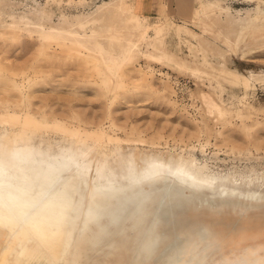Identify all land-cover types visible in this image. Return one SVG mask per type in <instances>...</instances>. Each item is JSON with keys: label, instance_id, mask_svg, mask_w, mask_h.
<instances>
[{"label": "rangeland", "instance_id": "374dc122", "mask_svg": "<svg viewBox=\"0 0 264 264\" xmlns=\"http://www.w3.org/2000/svg\"><path fill=\"white\" fill-rule=\"evenodd\" d=\"M0 16V161L32 156L0 264L48 248L51 264H264V183L226 180L264 174V0H0ZM65 183L61 233L40 241L17 213Z\"/></svg>", "mask_w": 264, "mask_h": 264}, {"label": "bare ground", "instance_id": "6f19581e", "mask_svg": "<svg viewBox=\"0 0 264 264\" xmlns=\"http://www.w3.org/2000/svg\"><path fill=\"white\" fill-rule=\"evenodd\" d=\"M1 18V16H0ZM98 164V163H97ZM93 165V163H88L84 166V168L86 169L91 167ZM133 166V164H132ZM177 166L180 167L181 170H184L187 168L186 165L182 164V163H177ZM119 167V165H118ZM130 167V164L129 166ZM126 168V167H125ZM124 168V170H125ZM133 169V168H132ZM119 170V169H117ZM121 170V169H120ZM128 170V169H126ZM107 171V170H106ZM122 171V170H121ZM134 171V170H133ZM124 172V171H123ZM130 172L131 169H130ZM137 172V171H136ZM125 173V172H124ZM141 173V172H140ZM138 173V174H140ZM200 173L203 174V176L198 179L200 180V182H205L204 184H208L209 182H212L215 177L212 175V174H207V173H203L202 171H200ZM84 174V173H83ZM105 174L102 170L96 168L95 169V176L97 179H101L104 177L105 179ZM130 174V173H129ZM133 174V172H132ZM86 175V174H85ZM107 175V174H106ZM128 175L127 172L125 173V176ZM135 175V172L134 174L132 175V177ZM114 176V174H113ZM138 176V175H137ZM191 178H194L193 175H189ZM253 175H243V177L241 178L240 176L239 177H233L231 175H228L226 176V180H229L231 182H234V183H243L244 185H250L252 183L254 184H263L264 183V174H261L259 176H256L254 179L252 178ZM130 177V176H129ZM136 177V176H135ZM109 179V178H108ZM112 179V178H111ZM135 179V178H134ZM113 180V179H112ZM125 180V179H124ZM192 180V179H191ZM193 181V180H192ZM190 181V182H192ZM109 182V181H108ZM114 183V182H113ZM221 184V183H219ZM59 185V184H58ZM98 185V184H97ZM223 186L226 185V184H222ZM228 185V184H227ZM224 186V187H227ZM56 186V185H55ZM60 186V185H59ZM58 186V187H59ZM90 186V185H89ZM124 186V185H123ZM232 186V185H230ZM57 187V186H56ZM69 187L68 183H65L61 188L59 189H52V191L50 193H44L43 196L39 197V196H34V206L31 210H27V211H24L23 213H17V215L19 216V218L21 219V221L27 225V228L35 235V237L38 239V240H44L43 238H48V237H51L52 236V231H55V230H60L59 232L61 233V229L63 228V215L62 214H65V212H67V209L69 207L68 205V201L70 200V195L69 193L67 192V188ZM100 187V185L98 186ZM103 187V186H101ZM88 188V187H87ZM113 188V187H112ZM231 188V187H230ZM234 187H232L233 189ZM252 188V187H251ZM90 189V187H89ZM92 189V188H91ZM102 189V188H101ZM236 189V188H235ZM103 190V189H102ZM95 191V190H94ZM234 191V190H232ZM251 191V190H250ZM255 191H258V190H255ZM254 191V193H255ZM262 192V191H260ZM227 193V192H226ZM241 195L242 193L239 192ZM249 193V192H248ZM247 193V194H248ZM65 195L66 196V199H62L61 198V195ZM246 194V193H245ZM79 195V194H78ZM251 195V194H250ZM253 196V195H252ZM82 198V197H81ZM80 198V199H81ZM248 198V196H247ZM255 198V196H254ZM79 198L77 197V200ZM79 199V200H80ZM76 200V201H77ZM252 200V199H251ZM83 202V201H82ZM86 204V203H85ZM82 205V204H81ZM85 206V205H84ZM73 207V206H72ZM81 207V206H80ZM75 208V207H74ZM83 209V208H82ZM72 210V208H71ZM81 210V209H80ZM77 215V214H76ZM79 215V213H78ZM7 216H11L9 213L7 214ZM73 216H75L73 214ZM66 220V219H65ZM77 220V219H75ZM73 220V221H75ZM3 221V220H2ZM13 225H16V222H13ZM27 230L23 229L22 230V233L21 235L23 236V239H19V240H25L27 237H28V234H27ZM87 230V229H86ZM9 233L11 231H8ZM30 232V233H31ZM89 234V233H88ZM32 235V234H31ZM81 235V234H80ZM79 235V236H80ZM52 240V239H51ZM53 240H59V236H54L53 237ZM53 240L50 241V244H53ZM203 244V243H202ZM12 249V247L9 245L7 246L6 248H0V254H5L7 252H9L10 250ZM205 248H202L201 249V252L204 251ZM56 253V251L53 249V248H48V253L47 255H43L42 257H39L38 254H32L31 259L29 260V262H23L22 264H51L50 262H48V256H54ZM188 252V257H190L191 259V262L192 264H198L199 261H200V258L201 256H203L202 253L196 255V254H192ZM4 257V256H3ZM26 258V257H25ZM24 258V260H25ZM50 259V258H49ZM52 259V258H51ZM50 259V260H51Z\"/></svg>", "mask_w": 264, "mask_h": 264}, {"label": "clouds", "instance_id": "9594fccd", "mask_svg": "<svg viewBox=\"0 0 264 264\" xmlns=\"http://www.w3.org/2000/svg\"><path fill=\"white\" fill-rule=\"evenodd\" d=\"M31 160L29 153L18 150L9 154L7 162L0 161V210L29 204L32 178L28 168Z\"/></svg>", "mask_w": 264, "mask_h": 264}, {"label": "water", "instance_id": "95a60500", "mask_svg": "<svg viewBox=\"0 0 264 264\" xmlns=\"http://www.w3.org/2000/svg\"><path fill=\"white\" fill-rule=\"evenodd\" d=\"M177 244H178V241L177 240H174L172 242L171 246H169L168 250H171V249L175 248L177 246Z\"/></svg>", "mask_w": 264, "mask_h": 264}]
</instances>
